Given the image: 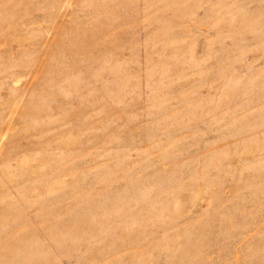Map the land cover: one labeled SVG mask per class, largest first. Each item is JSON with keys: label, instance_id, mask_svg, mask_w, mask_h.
I'll return each mask as SVG.
<instances>
[{"label": "rangeland", "instance_id": "obj_1", "mask_svg": "<svg viewBox=\"0 0 264 264\" xmlns=\"http://www.w3.org/2000/svg\"><path fill=\"white\" fill-rule=\"evenodd\" d=\"M0 264H264V0H0Z\"/></svg>", "mask_w": 264, "mask_h": 264}]
</instances>
